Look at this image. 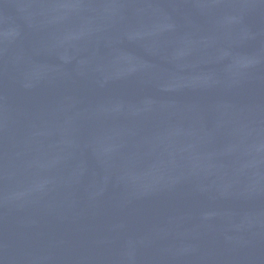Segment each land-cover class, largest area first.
I'll return each mask as SVG.
<instances>
[{
	"label": "water",
	"instance_id": "obj_1",
	"mask_svg": "<svg viewBox=\"0 0 264 264\" xmlns=\"http://www.w3.org/2000/svg\"><path fill=\"white\" fill-rule=\"evenodd\" d=\"M0 264H264V0H0Z\"/></svg>",
	"mask_w": 264,
	"mask_h": 264
}]
</instances>
